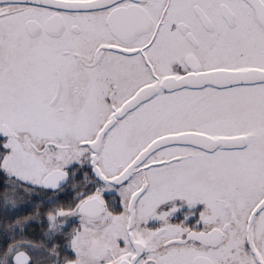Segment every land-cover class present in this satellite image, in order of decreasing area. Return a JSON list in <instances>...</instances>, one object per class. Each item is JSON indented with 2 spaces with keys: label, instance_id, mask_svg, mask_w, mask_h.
<instances>
[{
  "label": "snow or ice",
  "instance_id": "6c2138e0",
  "mask_svg": "<svg viewBox=\"0 0 264 264\" xmlns=\"http://www.w3.org/2000/svg\"><path fill=\"white\" fill-rule=\"evenodd\" d=\"M0 264H264V0H0Z\"/></svg>",
  "mask_w": 264,
  "mask_h": 264
}]
</instances>
